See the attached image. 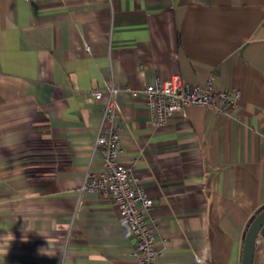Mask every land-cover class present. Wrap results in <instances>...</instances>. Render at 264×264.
<instances>
[{
	"label": "crops",
	"instance_id": "0c3cea01",
	"mask_svg": "<svg viewBox=\"0 0 264 264\" xmlns=\"http://www.w3.org/2000/svg\"><path fill=\"white\" fill-rule=\"evenodd\" d=\"M263 19L264 0H0V264H140L114 201L81 190L104 170L93 148L110 88L158 264H242L264 208ZM174 74L235 109L154 126L132 91Z\"/></svg>",
	"mask_w": 264,
	"mask_h": 264
},
{
	"label": "built area",
	"instance_id": "2783aa9c",
	"mask_svg": "<svg viewBox=\"0 0 264 264\" xmlns=\"http://www.w3.org/2000/svg\"><path fill=\"white\" fill-rule=\"evenodd\" d=\"M132 93L134 96L142 94L145 97L154 126L165 125L171 116L183 113L190 106H204L223 113L235 109L237 103L230 92L215 91L212 82L189 83L179 74L154 86L135 89ZM117 94V89L110 88L105 97L103 123L93 148L94 152L103 157L104 170L89 173L81 190L101 192L110 197L119 209L120 225L135 239V254L140 264H158L156 233L145 215V211H151L153 200L135 178L133 168L121 162L123 146L120 126L117 124ZM93 98L102 100L104 95L97 92L93 94Z\"/></svg>",
	"mask_w": 264,
	"mask_h": 264
},
{
	"label": "water",
	"instance_id": "95a60500",
	"mask_svg": "<svg viewBox=\"0 0 264 264\" xmlns=\"http://www.w3.org/2000/svg\"><path fill=\"white\" fill-rule=\"evenodd\" d=\"M264 226V208L258 213L250 224L243 248L242 264H254L257 238Z\"/></svg>",
	"mask_w": 264,
	"mask_h": 264
}]
</instances>
